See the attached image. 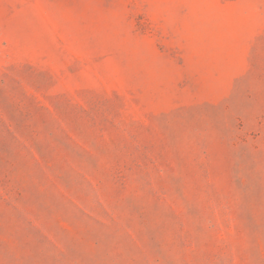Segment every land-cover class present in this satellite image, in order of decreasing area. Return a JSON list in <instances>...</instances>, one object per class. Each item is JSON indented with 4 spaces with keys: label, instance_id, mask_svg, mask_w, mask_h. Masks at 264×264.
Here are the masks:
<instances>
[{
    "label": "rangeland",
    "instance_id": "rangeland-1",
    "mask_svg": "<svg viewBox=\"0 0 264 264\" xmlns=\"http://www.w3.org/2000/svg\"><path fill=\"white\" fill-rule=\"evenodd\" d=\"M0 264H264V0H0Z\"/></svg>",
    "mask_w": 264,
    "mask_h": 264
}]
</instances>
